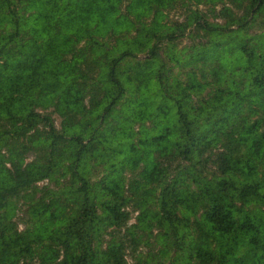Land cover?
Listing matches in <instances>:
<instances>
[{"label": "trees", "instance_id": "16d2710c", "mask_svg": "<svg viewBox=\"0 0 264 264\" xmlns=\"http://www.w3.org/2000/svg\"><path fill=\"white\" fill-rule=\"evenodd\" d=\"M139 238L264 264V0H0V264Z\"/></svg>", "mask_w": 264, "mask_h": 264}, {"label": "rangeland", "instance_id": "374dc122", "mask_svg": "<svg viewBox=\"0 0 264 264\" xmlns=\"http://www.w3.org/2000/svg\"><path fill=\"white\" fill-rule=\"evenodd\" d=\"M181 20V19H179ZM207 45L208 40L206 38H195L194 41H191L188 38H182L177 42V46L179 49H182L184 46L193 45ZM53 120L55 123V127L59 128L60 126V118L57 115H53ZM47 184V182H42L39 185L43 186ZM19 210L16 216V223L18 224V228L22 230L24 228L23 223H25L27 219V210L26 207L21 203L18 204ZM136 214V213H135ZM130 224L135 223L134 219L129 222ZM157 231H154L153 234H156ZM139 242L137 243L136 253L131 256H128L129 264H136L137 257L145 258L148 255H156L157 261L159 264H172V262H179V264H191V258L187 255H180L177 251H173L170 247H166V243L162 241H156L151 238H139Z\"/></svg>", "mask_w": 264, "mask_h": 264}]
</instances>
